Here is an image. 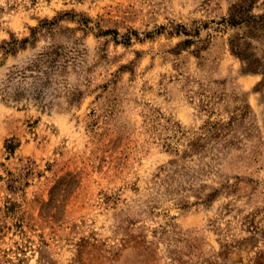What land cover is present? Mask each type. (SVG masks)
I'll list each match as a JSON object with an SVG mask.
<instances>
[{
	"label": "rangeland",
	"instance_id": "1",
	"mask_svg": "<svg viewBox=\"0 0 264 264\" xmlns=\"http://www.w3.org/2000/svg\"><path fill=\"white\" fill-rule=\"evenodd\" d=\"M243 1L0 0V88L65 45L82 93L0 96V264H264V0L229 25Z\"/></svg>",
	"mask_w": 264,
	"mask_h": 264
},
{
	"label": "trees",
	"instance_id": "2",
	"mask_svg": "<svg viewBox=\"0 0 264 264\" xmlns=\"http://www.w3.org/2000/svg\"><path fill=\"white\" fill-rule=\"evenodd\" d=\"M243 5L235 7L230 22L222 19L223 22L235 26L241 23H250L252 18L243 16L245 12L246 0ZM249 6V5H248ZM50 25L56 22H50ZM39 32V27L31 30V37L21 41L11 40L5 43L4 51L14 53L17 48H21L30 40H35ZM182 33L180 31L176 34ZM185 42V41H184ZM80 51L75 47L65 45L48 46L38 53L25 67H14L9 71L4 85L0 88V96L3 101L14 104L23 102H33L40 108H51L62 97L66 98L68 104L77 103L82 97V93L71 87L68 82L70 70L78 66ZM10 149L11 151V147Z\"/></svg>",
	"mask_w": 264,
	"mask_h": 264
}]
</instances>
